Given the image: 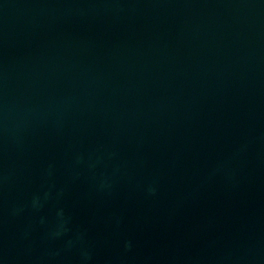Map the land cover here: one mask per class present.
Listing matches in <instances>:
<instances>
[{
    "label": "water",
    "instance_id": "1",
    "mask_svg": "<svg viewBox=\"0 0 264 264\" xmlns=\"http://www.w3.org/2000/svg\"><path fill=\"white\" fill-rule=\"evenodd\" d=\"M0 264H264V0H0Z\"/></svg>",
    "mask_w": 264,
    "mask_h": 264
}]
</instances>
